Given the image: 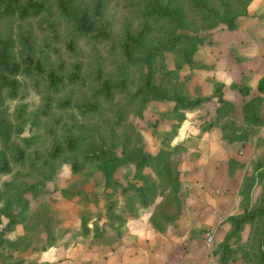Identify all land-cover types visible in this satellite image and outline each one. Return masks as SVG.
Listing matches in <instances>:
<instances>
[{"label": "rangeland", "instance_id": "1", "mask_svg": "<svg viewBox=\"0 0 264 264\" xmlns=\"http://www.w3.org/2000/svg\"><path fill=\"white\" fill-rule=\"evenodd\" d=\"M107 10L112 16L114 33L124 21L136 26L137 19L133 11L123 8L119 2L111 3ZM245 14L246 12L237 17L231 29L217 26L209 29L215 31L212 40L197 44L185 54L161 48L156 44L155 32L148 36L145 50L138 54L134 64L125 65L123 70L131 90L148 86L159 91L164 99H148L143 103L135 102L129 106H122L123 97L122 94H118L109 103H101L104 111L100 116L90 121H83L76 116L77 122L81 121L79 123L81 128L72 131H77L80 139L78 150L62 154L56 161L53 175L39 181L37 193L33 198L27 193L30 198V219L36 222L19 221L10 224L6 223L5 217L0 216V264H122V250L118 253L117 248L123 244L124 223L136 217L138 207H147L150 215L152 205L161 200L157 197L150 205L135 206L134 216L125 217L119 212L118 206L130 191L123 188L129 182L142 181L141 177L134 175V160L137 155L153 154L159 147L171 148L170 159L176 164L178 171L176 194L180 197V204L169 209L168 213L173 215V219L163 225L153 226L147 219L154 233H159L155 236L165 235L175 241L178 231L172 227L173 222L184 211L186 201H193L190 199H194L193 194H197V190L203 187V181L208 182V178L203 177V169L209 152L216 151L214 154L218 155V151L223 153L226 150L227 154L224 156L226 159L223 163L226 165H218L219 168L226 170L225 180L222 181V184H225H221V191L229 194L228 202L231 201V207L238 208L239 211L236 212L242 211V204L245 201L237 195L242 179L245 175L253 176L258 169L264 167V96L262 95L261 100L249 101V97L254 95L251 90L253 87L244 78L232 79L235 80L232 84L224 70L230 62L242 59L243 54L236 48L251 42L249 33H243L246 31L242 26ZM0 24L4 27L5 21H0ZM7 25L14 30L24 23L9 21ZM28 25L35 37L36 49L43 48V53L50 54V49L56 44L51 43L47 47L43 44V41L48 39L45 32L37 28L36 19H31ZM184 27L196 34L208 33L207 28L192 18L185 21ZM68 28V22L60 20V33H67ZM79 44L81 68L87 70L90 67L88 56L92 54V46L83 41ZM97 48L103 58L105 72L111 74L114 70L115 57L106 55L98 46ZM256 59L254 58L252 62ZM218 84L221 85V99L228 102L217 106L218 102L214 96L201 100L190 108L174 106L177 99L191 100L211 94ZM244 85L248 90L243 97L237 87ZM260 89L264 91V85ZM82 92L84 88L73 87L51 95L53 106L48 115L37 116V136L32 147L43 149L46 144L44 129L48 124L53 126L54 135L60 136L61 125L67 124L69 116L73 114L74 109L71 107H55L56 100L69 93L76 96ZM20 93V98L4 100L9 119H13L16 104L24 102L25 117L30 116L41 106L40 93L29 88ZM115 106L123 109L125 121L133 129L128 133L131 138L124 151L128 155L127 161L116 165L104 160L85 161L82 168L71 171L72 156L75 157L76 163L82 162L80 151L92 147L97 142L96 135L105 137L111 117L110 109ZM175 122H179V125L173 133L172 123ZM27 125L28 122H22L21 132L13 133L12 138L18 139L22 135H28ZM121 133L126 132L122 128L113 129L115 142ZM115 149L120 152L118 145ZM140 173L142 177L145 176L143 179L149 182L156 181V176L149 165L142 166ZM17 174L20 178L28 180H35L40 175L38 172L34 174V169L29 172L27 169H19ZM6 178L7 174L0 175V181ZM212 181L213 184H218V175H215ZM253 186L256 197L264 194V174L259 176L257 184L254 183ZM42 222H47L54 237L51 244L44 247L42 246L46 230ZM217 223L213 225L214 233L218 227ZM151 231L148 230L146 233L150 238ZM246 231L247 227L243 233ZM204 232L205 229H198L197 236L203 237ZM18 234L25 236L23 241L11 246L7 241L15 239ZM244 235L242 234V237ZM216 244L214 234L213 243L203 246L207 256L211 257L212 264H219ZM244 260L257 264L246 246H242L240 251L236 252V259L228 264Z\"/></svg>", "mask_w": 264, "mask_h": 264}, {"label": "trees", "instance_id": "2", "mask_svg": "<svg viewBox=\"0 0 264 264\" xmlns=\"http://www.w3.org/2000/svg\"><path fill=\"white\" fill-rule=\"evenodd\" d=\"M249 1L0 0V21H5L4 27L0 24V175H8V178L0 181V216L6 218V223L36 222L30 219V198L27 193L33 198L37 193L39 181L53 175L56 161L62 154L78 150L80 139L77 131H72L81 128V121L77 122L78 117L83 121H90L100 116L104 111L101 103H109L118 94H122V106L135 102L143 103L148 99H164L159 91L148 86L131 90L123 70L125 65L134 64L138 54L145 50V42L152 32L156 33V44L161 48L185 54L197 44L212 40L215 31L209 29L216 26L231 29L237 17L246 12ZM113 2H119L123 8L133 11L137 19L136 26L124 21L119 24L117 32H113L112 16L107 10ZM190 18L207 28L208 33L196 34L184 29L185 21ZM31 19H36L37 28L46 34L48 41L44 40L43 44L46 47L51 43L56 44L50 49V54L43 53V48L36 49L35 37L28 25ZM60 20L68 22L67 33H60ZM9 21L24 25L12 30L7 25ZM80 41L92 46V54L88 56L90 67L87 70L81 68ZM97 46L104 54L115 57L111 74L105 72L103 58ZM263 82L264 77L258 79L256 86L260 88ZM231 83H235V80ZM73 87L84 88V92L76 96L69 93L59 97L54 104L57 108L74 109L68 123L61 125V135L55 136L53 126L48 124L44 129L46 144L43 149L32 147L37 136V116L48 115L53 106L51 95ZM26 88L41 94V106L25 117L24 102L16 104L13 119H9L4 100L20 98V92ZM220 88L221 85L218 84L211 94L191 100L177 99L174 106L190 108L201 100L214 96L218 102L217 106H220L228 102L221 99ZM237 88L243 97L247 94L246 85ZM255 99L261 100L263 96L254 93L248 100ZM110 111L111 117L105 137L96 135L97 142L92 147L80 151L82 162L76 163L75 157L72 156L71 171L82 168L85 161L104 160L114 165L127 161L128 155L124 151L131 138L128 133L133 129L125 121L122 108L115 106ZM22 122H28V135H22L18 139L12 138L13 133L21 132ZM178 125L179 122L172 123L173 133ZM114 128H122L126 132L118 135L117 142L114 141ZM116 145L119 146L120 152L116 151ZM171 152V148L165 146L159 147L153 154L137 155L134 160V175L141 177L142 181L129 182L123 188L130 191L118 206L119 212L125 217L134 216L135 206L150 205L159 197L161 200L152 205L148 221L157 227L173 219V215L168 211L179 206L180 197L176 194L178 171L176 164L170 159ZM144 165L150 166L156 176V183L143 179L145 176L142 177L140 168ZM19 169H27V172L34 169V174L38 172L40 175L35 180L20 178L17 174ZM261 174H264V167L258 169L253 176L245 175L242 179L238 195L245 202L242 204V211L232 213L226 218L229 228L215 247L219 264H228L235 260L236 252L240 251L242 246L250 249L254 262L264 264V194L256 197L253 186L254 183L257 184ZM42 224L46 230L42 246L44 247L51 244L54 237L47 222ZM246 227V234L242 237ZM24 237L18 234L15 239H7V242L14 246L17 242H22ZM160 264L174 263L167 261ZM240 264L252 263L244 260Z\"/></svg>", "mask_w": 264, "mask_h": 264}, {"label": "crops", "instance_id": "3", "mask_svg": "<svg viewBox=\"0 0 264 264\" xmlns=\"http://www.w3.org/2000/svg\"><path fill=\"white\" fill-rule=\"evenodd\" d=\"M243 17L242 26L246 30L243 33H249L251 42L236 48L243 54L242 59L230 62L224 70L229 80L244 78L253 87L252 92L264 96V91L256 86L258 79L264 77V0H250ZM254 58L258 59L252 62ZM263 85L264 82L261 87ZM215 152H209L204 162L203 177L208 178V182H201L203 187L197 190L199 196L194 193V199H190L193 201H186L184 211L172 224L178 231L175 241L165 235L155 236L159 233H154L153 227L147 221L149 209L138 207L136 217L128 219L123 226V244L117 248L118 253L122 252V264H160L167 261L174 264H212L211 257L207 256L203 247L206 244L204 236H197V230L203 228L206 231L218 222L214 233L218 242L229 228L226 216L239 211L236 206L231 207V201L228 202L229 194L221 191V186L225 184L222 181L225 180L226 170L218 165H224L226 150L223 153L218 151V155ZM215 175H218V184H213ZM148 230H152L151 238L146 235ZM239 263L236 261L230 264Z\"/></svg>", "mask_w": 264, "mask_h": 264}, {"label": "built area", "instance_id": "4", "mask_svg": "<svg viewBox=\"0 0 264 264\" xmlns=\"http://www.w3.org/2000/svg\"><path fill=\"white\" fill-rule=\"evenodd\" d=\"M214 229L212 227L206 229L204 233V240L206 245H211L213 243Z\"/></svg>", "mask_w": 264, "mask_h": 264}]
</instances>
